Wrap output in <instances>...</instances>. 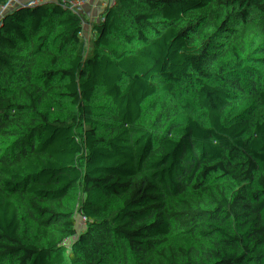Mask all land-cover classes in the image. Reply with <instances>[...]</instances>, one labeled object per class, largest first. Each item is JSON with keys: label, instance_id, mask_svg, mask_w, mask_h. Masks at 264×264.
<instances>
[{"label": "trees", "instance_id": "16d2710c", "mask_svg": "<svg viewBox=\"0 0 264 264\" xmlns=\"http://www.w3.org/2000/svg\"><path fill=\"white\" fill-rule=\"evenodd\" d=\"M63 1L0 0V264H264V0Z\"/></svg>", "mask_w": 264, "mask_h": 264}, {"label": "built area", "instance_id": "2783aa9c", "mask_svg": "<svg viewBox=\"0 0 264 264\" xmlns=\"http://www.w3.org/2000/svg\"><path fill=\"white\" fill-rule=\"evenodd\" d=\"M105 2L106 0H88L85 4L72 3V5L69 6L68 8L70 11L69 21L71 25L74 27V33L77 38L81 40H91V36H92V38L95 41H97L98 28L96 26V22L100 21L97 16L99 5ZM91 19H94V21L93 23L90 24ZM75 66H76L75 64H67L64 66V68L73 69ZM76 76H78V74ZM66 87L67 85L65 83L61 89L62 108L58 112L51 127L46 128L45 130H41L37 132H29L27 134H24L23 136L24 139L38 145L40 141L43 140V138L53 134L55 131H58L61 128L69 112V110L65 108V106L69 104L68 103L69 101H66L62 96L63 91L65 90ZM1 114H0V135L9 132L8 129H4V127H2L4 119H2Z\"/></svg>", "mask_w": 264, "mask_h": 264}, {"label": "crops", "instance_id": "0c3cea01", "mask_svg": "<svg viewBox=\"0 0 264 264\" xmlns=\"http://www.w3.org/2000/svg\"><path fill=\"white\" fill-rule=\"evenodd\" d=\"M64 1L68 4H72V3L80 4L82 0H64ZM103 5L105 6L104 11H105V13H107V3H102V5L101 4L99 5L98 14L102 13V6ZM86 81H87L86 80V73H81L80 75L74 77L73 80L70 81V84L63 91L62 96L64 97V99L66 101H68L69 98H72L73 95H75L74 90H77L78 96L76 97V99H73V101L76 104V101L78 102V100H81V97H83L85 95V93L87 92V89H88V85H87ZM66 85H67V81H66ZM76 87H77V89H76ZM79 110H80L79 107L75 108L74 106H72L71 109H69L68 116L65 119L66 121H64L61 128L58 131H55L53 134L48 135L44 140H42V144L44 147H46L48 149L55 150L58 142L62 143L63 139L67 136V134H70L72 132V130L71 131H69V130L74 129L75 126L77 125L78 120L76 118V115H78L80 113ZM69 114H70V116H69ZM8 115L9 114H5V117H4L5 121H9ZM70 125L72 128L69 129ZM10 127H11V124H10ZM11 128L8 129L9 132H11V130H10Z\"/></svg>", "mask_w": 264, "mask_h": 264}, {"label": "rangeland", "instance_id": "374dc122", "mask_svg": "<svg viewBox=\"0 0 264 264\" xmlns=\"http://www.w3.org/2000/svg\"><path fill=\"white\" fill-rule=\"evenodd\" d=\"M87 1H88V0H82L80 4H82V3L85 4ZM99 2H102V1H99ZM63 3H64L65 6L68 7V8H69V6L72 5V4H68V3H66L65 1H63ZM101 5H102V3H101ZM104 10H105V6L103 5V6H102V13H100V14L97 15V16L99 17L98 19H99L100 21H102V20H112V16H110V14H106ZM92 72H93V71H89V72L86 73V75H87L88 77H90V78H91V77L94 78ZM71 80H73V78H72ZM71 80H68V81H67V86L70 84V81H71ZM86 82H87V81H86ZM87 85H88V83H87ZM76 89H77V87H76ZM74 94H75V95H73L72 98H69V100H68V101H69V102H68L69 104L65 106V108H66L67 110L71 109L72 106H74L75 108H76V107H80V106H79V105H80V100H78V102L76 101V104H75V102L73 101V99H76V97L78 96V92H77V90H74ZM1 116H2V119H4L5 114H3V115L1 114ZM67 116H68V115H67ZM67 116H66V117H67ZM69 116H70V114H69ZM78 116H79V115H76V118H78ZM10 118H11V116L8 115V120H9V121H5V120L3 121L2 127H4V129H9V128H11V127H10V124H11V119H10ZM65 119H66V118H65ZM65 121H66V120H65ZM9 123H10V124H9ZM70 128H72L71 125H70L69 129H70ZM10 130H12V128H11ZM71 130H72L71 133H73L74 129H70L69 131H71ZM69 131H68V132H69ZM59 144H60V143L58 142V144L56 145L57 148H58V147L60 148L61 145H59ZM49 167H51V164H50V162H49V160H48V161H47V168H49Z\"/></svg>", "mask_w": 264, "mask_h": 264}, {"label": "clouds", "instance_id": "9594fccd", "mask_svg": "<svg viewBox=\"0 0 264 264\" xmlns=\"http://www.w3.org/2000/svg\"><path fill=\"white\" fill-rule=\"evenodd\" d=\"M106 3V2H105Z\"/></svg>", "mask_w": 264, "mask_h": 264}]
</instances>
